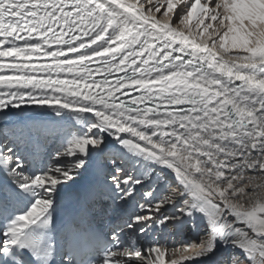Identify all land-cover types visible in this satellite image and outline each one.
<instances>
[{
    "label": "snow or ice",
    "instance_id": "1",
    "mask_svg": "<svg viewBox=\"0 0 264 264\" xmlns=\"http://www.w3.org/2000/svg\"><path fill=\"white\" fill-rule=\"evenodd\" d=\"M0 264H264V0H0Z\"/></svg>",
    "mask_w": 264,
    "mask_h": 264
},
{
    "label": "bare ground",
    "instance_id": "2",
    "mask_svg": "<svg viewBox=\"0 0 264 264\" xmlns=\"http://www.w3.org/2000/svg\"><path fill=\"white\" fill-rule=\"evenodd\" d=\"M199 42L200 43H203L204 41L203 40H200ZM234 51H238V50H234ZM221 54H223L222 50H221ZM34 62L35 63H41V62H44V61L43 60H40V61H34ZM131 94L134 95V94H137V93L132 92ZM182 237L184 238V240H187V239H193V240H195L196 239V233L190 230L189 232H185V234ZM177 240H179V238H177L176 236H166L165 237V240L163 242H166L168 244V246L170 248H172V247H176L177 246V244H176V241Z\"/></svg>",
    "mask_w": 264,
    "mask_h": 264
},
{
    "label": "rangeland",
    "instance_id": "3",
    "mask_svg": "<svg viewBox=\"0 0 264 264\" xmlns=\"http://www.w3.org/2000/svg\"><path fill=\"white\" fill-rule=\"evenodd\" d=\"M177 238L182 239L183 237H177Z\"/></svg>",
    "mask_w": 264,
    "mask_h": 264
}]
</instances>
